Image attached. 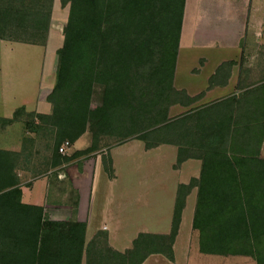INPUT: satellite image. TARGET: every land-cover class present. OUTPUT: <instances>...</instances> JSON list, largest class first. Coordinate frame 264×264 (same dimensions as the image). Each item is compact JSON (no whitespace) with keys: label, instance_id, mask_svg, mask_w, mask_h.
<instances>
[{"label":"trees","instance_id":"obj_1","mask_svg":"<svg viewBox=\"0 0 264 264\" xmlns=\"http://www.w3.org/2000/svg\"><path fill=\"white\" fill-rule=\"evenodd\" d=\"M69 4L50 113L17 107L2 125L22 121L20 152L0 149V264H141L151 254L173 260L185 200L196 199L192 229L205 254L244 255L264 264V76L238 92L192 106L200 96L176 89L174 72L185 0H60ZM53 0H0V39L44 45ZM234 60L221 62L209 87L228 82ZM101 88L98 103L95 89ZM172 105L188 109L170 116ZM90 132L91 143L72 154L60 145ZM37 139V140H36ZM42 140L44 149L35 147ZM130 139L145 149L177 148L175 167L201 162L199 175L176 189L168 233L140 232L124 251L99 231L86 240V222L53 220L42 206L21 201L19 172L38 153L50 166ZM33 149H36L35 151ZM37 158V157H36ZM46 158V157H44ZM44 158H42L44 160ZM109 164H110V159ZM45 168H31L32 176ZM110 176L113 177L110 167ZM78 196L70 200L74 213Z\"/></svg>","mask_w":264,"mask_h":264},{"label":"rangeland","instance_id":"obj_2","mask_svg":"<svg viewBox=\"0 0 264 264\" xmlns=\"http://www.w3.org/2000/svg\"><path fill=\"white\" fill-rule=\"evenodd\" d=\"M230 2L231 4L229 5ZM240 2L241 0H224L221 10L224 16L222 25H229V23L232 25L235 23L234 19L237 18L236 6H238ZM68 7L69 4L67 3V9ZM248 17L249 22L246 24L245 30L242 33L240 49L238 51L230 49L231 55L234 57L229 60L235 61L230 75L233 80L234 88L237 86L239 87L240 80L242 85H246L252 82L256 83L264 76V0H251ZM218 23H220V20ZM222 25L214 27V35L210 36L211 39H213L211 41H214V39L216 41H222V38L225 39L230 36L228 30L234 31L235 29V27H232L233 25L227 26V28ZM63 27L64 26H61L60 23L57 22L52 29V35L49 41L45 42L44 45H33L13 41H9L2 45L0 50L9 53H21V55H15V57H19L13 60L20 65L17 66L18 69L15 71L16 77L19 79H26V77L29 76L33 80L34 76L32 74L35 73V71L31 72V70L37 67L39 56L42 57L43 54L45 65L47 64V67H54L56 70L57 49L62 45ZM222 33H226V36H223ZM27 53L33 54L28 55ZM35 53H39L40 55ZM214 61H218L214 65L217 67L220 61L217 59ZM191 63H193L192 56L188 59V67ZM203 63L201 64L203 65ZM45 78L47 79V76H45ZM100 97L101 88L97 87L93 96L94 104L98 103ZM200 104L202 103H194L192 106ZM187 109V107L180 105H172L169 114L170 116H176ZM28 112L41 113L36 111ZM20 126L22 127L24 138V136L29 133L26 134L22 121H15L5 125H2L0 122V128L7 127L8 132H11V134L16 130L19 131V128H21ZM23 138L22 147L24 145ZM42 140L39 139V143L37 141V145L34 144V146L44 149ZM90 143L91 135L89 131H86L74 143H69L65 152L67 154H72L74 151L87 148ZM111 150L117 172V182L114 187V193H117L126 184L130 186L128 187L130 196L132 195L135 198L134 202L130 203L126 210H123V204H120L122 198L120 199V196L116 194L113 195L111 200H104V184L107 179L106 177H111L110 167L112 168L114 177L112 158L110 156ZM38 154L39 155L34 156V160H38V162L41 163L43 161L42 157L44 156L41 152ZM43 154L49 153L44 151ZM176 154L177 148L174 145L161 144L151 149H145L143 141L139 139H130L126 142L114 145L107 141V144L100 150L80 156L71 161L80 166V163H83L82 161L84 159H91L98 155L103 167V170L100 168L96 174L97 176L94 178V190L90 204L91 214H89V216L93 217L91 222H93L92 225L94 226L97 223H101L100 219L104 216L99 214V212L108 209V217L104 219L107 220L106 223L109 227V231L114 230V233L113 236L110 237L107 235L105 229L95 231V225L93 229L94 234L89 240H91L97 232L101 231L106 234V241L110 247H117L124 251L131 246L132 240L138 233L143 232L142 230L160 229L159 231L168 233L171 226L177 185L179 183H187L191 178L197 177L201 165L199 159L189 158L175 167ZM108 158L111 161L110 164ZM28 167L30 166H27V168ZM29 170H31V168H29ZM147 192L151 193L152 198H146V195L143 196V194ZM139 193H142L143 197L139 198ZM73 196L72 193H70V200H72L71 198ZM142 199L143 202H141ZM195 199L196 188H192L186 197L178 233L173 244V260H169L163 254H157L152 256L150 261L145 264H258L249 256L205 254L199 251L197 233L192 229L191 225ZM113 208L117 214H112L111 211H113ZM112 215L114 218L110 220ZM83 264L85 263L83 262Z\"/></svg>","mask_w":264,"mask_h":264},{"label":"crops","instance_id":"obj_3","mask_svg":"<svg viewBox=\"0 0 264 264\" xmlns=\"http://www.w3.org/2000/svg\"><path fill=\"white\" fill-rule=\"evenodd\" d=\"M223 2L224 0H185L173 84L176 89H183L190 96H200L195 102L197 104H204L221 99L233 93V91L238 92V89L234 88L231 77L224 85L209 87L208 83L210 75L213 74L216 69L214 65L218 62L214 60L217 59L221 63L234 57L231 55L230 49L235 51L240 49L242 33L245 30L246 24L249 22L248 16L251 0H241L240 4H238L239 7L236 6L237 20L234 19L235 23L232 24L233 26L230 23L229 25H222V20L224 18L221 13ZM230 4L231 2L229 5ZM68 9L67 5H61L60 0H53L51 22L46 42L49 41L52 35V29L57 22L60 23L61 26L65 25ZM219 20L220 23H218ZM220 25L223 27L226 26V28L227 26H232L235 27V29L234 31L228 30L230 36L225 39L222 38V41H216L215 39L211 41L213 39H211L210 36L214 35V27ZM222 35L226 36V33H222ZM7 42L9 41L0 39V49L2 45ZM27 54L32 55L33 53ZM35 54L40 55L39 53ZM15 55H21V53H9L0 50V118L11 117L14 110L20 106L25 107L27 111L50 113L51 104L47 101V95L51 91L55 81V68L50 66L47 67V64L45 65L43 54L42 57L39 56L37 67L31 70V72L35 71V73L32 74L34 79L32 80L29 76H27L26 79H19L16 77L15 71L18 69L17 66L20 65L13 61L19 56L15 57ZM191 56L193 57V63L188 67V59ZM201 63H203V65ZM24 66L26 67L25 64ZM45 76H47V79ZM7 129V127L0 128V149L20 152L23 138L22 127L19 128V131L16 130L14 131L15 133L13 132L12 134L8 132ZM28 135L33 136V133H29ZM33 150L35 151L36 149ZM42 155L46 158L42 157L44 160L41 163L38 162V160H33L28 165L30 167L26 168L25 171L19 172L22 191L21 201L25 204L42 206L45 214L53 220H67L74 214V219L86 222V240H89L94 234L93 229L95 225V231L105 229L107 235L110 237L113 236L114 230L109 231V227L106 223L107 220L104 219L108 217V209L99 212V214L104 216L100 219L101 223H97L94 226L92 225L93 222H91L93 217L89 216V214H91L90 204L94 190V178L97 176L96 174L100 168L103 170L100 157L96 155L91 159H84L82 161L83 163H80V166L75 162H71L69 164L62 163L52 167L48 160L50 154L42 153ZM110 156L112 158L114 177H106L107 179L104 184V200H111L113 195L116 194L120 196V199L122 198L120 204L122 203V209L126 210L129 204L134 202L135 198L132 195L130 196L128 188L130 186L126 184L121 190L114 193V187L117 182V172L114 166L112 150L110 151ZM261 156L264 157V141L261 147ZM29 168H45V170L36 176H32ZM70 193H72V196L74 195L71 199H74L75 195L78 196V203L74 213L72 212L69 201ZM144 195H146V198H152L151 193L147 192L143 194V196ZM143 196L142 193L138 195L139 198ZM141 202H143V199ZM111 212L112 214H117L114 208ZM110 218L109 219L112 220L114 216L112 215ZM159 230L145 229L142 231L165 233ZM114 248L122 251L117 247ZM154 255L157 254L149 255L141 264L150 261L151 257Z\"/></svg>","mask_w":264,"mask_h":264},{"label":"built area","instance_id":"obj_4","mask_svg":"<svg viewBox=\"0 0 264 264\" xmlns=\"http://www.w3.org/2000/svg\"><path fill=\"white\" fill-rule=\"evenodd\" d=\"M68 144H69L68 141L63 142V144L59 147V152H61L63 154L66 153L65 151H66V148H67Z\"/></svg>","mask_w":264,"mask_h":264}]
</instances>
